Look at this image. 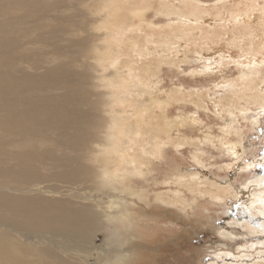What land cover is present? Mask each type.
Wrapping results in <instances>:
<instances>
[{"label":"bare ground","instance_id":"bare-ground-1","mask_svg":"<svg viewBox=\"0 0 264 264\" xmlns=\"http://www.w3.org/2000/svg\"><path fill=\"white\" fill-rule=\"evenodd\" d=\"M67 1L68 3L66 0H0V264H60V260L65 264H91L90 258L98 260V253L107 249L96 245L94 239L100 231L102 233L112 228V222L116 220L114 215L104 212L91 194L70 193L68 189L61 191L59 187L56 190L50 188L49 191V188L45 190L39 184L50 179L71 185L92 182L99 188L105 183L114 182V176L101 180L102 174L109 176L111 167H107V163L114 161L116 152L126 153V143L129 139H138L142 129L137 124L140 122L135 123V119L130 117V112L124 113L122 118L116 117L121 110L116 111L109 107L110 99H103V94L97 93V101L106 104L100 115V104L89 103L90 94L83 95L79 87V83L84 80L80 82L79 78L77 84L76 76L81 72L74 74V68L70 67L73 63H69L71 57L77 56L84 68L86 65L87 72L91 71L93 74V68L84 61L85 58L93 59L105 72H110L100 79L103 88L119 83L123 86L130 83V87H134L135 81L142 78L145 72L153 71V66L145 65L144 62L142 65L133 64V78L137 79L128 78L123 75V66L112 69L110 61H107L111 56V60L127 57L126 52L130 51L128 48L124 49L118 55V44L126 45L128 39L121 40L115 35L118 28L128 26L121 18L130 9L127 4L131 1L105 0L101 9L94 12L101 18L106 17L104 22L109 26L100 39L107 40V44L101 45L90 44V38L83 34L88 24L85 20L86 11L84 9L82 13L78 4L82 1L78 0L77 4L73 0ZM172 3L173 0H169L164 5L166 12L174 13L175 7ZM66 4L71 5V8L75 7L73 14L69 13L70 7L68 9ZM186 4L187 9L183 16L191 23L186 29H171L169 34L172 40L166 43L167 48H192L193 52L198 51L200 55L208 53V57L219 54L220 59L243 66L246 76L229 84L230 92L232 95L241 94L239 99L249 101L264 110V90H260L264 81L252 77L264 65V0H221L210 7L193 1H186ZM136 13L142 16L140 8L136 9ZM161 32V35L158 33L160 38L163 34L166 35V29ZM197 34H200L199 37H196ZM176 38L184 40V46ZM194 40L201 46L196 48V44H189ZM187 43L189 45L185 46ZM155 48L149 45L148 50ZM136 49L134 47L131 50ZM134 51H131L130 58L150 54V51L139 54ZM164 59L162 56L161 60L154 62L157 64ZM247 72L252 73V76ZM82 84L85 86L84 82ZM131 91L137 93L134 89ZM84 92L87 93L86 90ZM206 96L201 95L202 100ZM142 102L144 103L140 100L139 104ZM157 102L159 101L156 99L151 103L157 105ZM224 102L221 105L228 109L229 105H240V102L231 100L230 96ZM88 103L90 108L86 110L83 106ZM159 104L163 105V102ZM178 123L179 121H169L167 128H174ZM102 124L104 129L100 132ZM146 130L151 128L147 127ZM108 137H112V141H108ZM118 141H121L120 145ZM227 144L225 143L229 154L239 155V147ZM54 147L65 153L68 150L84 152L81 157L79 154L74 158L65 154L55 157L56 160L60 158L61 170L57 169L56 173H52L54 168L51 172L48 167ZM134 157L132 156V160ZM47 171L51 173L47 174ZM214 186L219 190L218 193H213L217 199L221 191L231 189ZM237 196L243 201L248 200L243 213L251 217L249 222H242L240 226L251 234L264 233V175L252 180ZM61 240L70 244L66 245ZM60 249L65 251L64 257L59 260ZM78 252L82 255L76 259ZM226 256L219 253L217 258L224 261ZM242 257L250 258L249 255ZM257 261L254 264H264V260Z\"/></svg>","mask_w":264,"mask_h":264},{"label":"rangeland","instance_id":"rangeland-1","mask_svg":"<svg viewBox=\"0 0 264 264\" xmlns=\"http://www.w3.org/2000/svg\"><path fill=\"white\" fill-rule=\"evenodd\" d=\"M73 1L76 2L75 4L78 3V0ZM80 1L83 5L79 2L81 7L79 8L82 13L85 9L87 15L85 20L88 24L83 34L90 38V44H107V40H100L104 32L109 29L108 24L104 22L106 17L101 18L94 13L101 9L105 0ZM130 1L134 6L128 3L130 9L121 18V21L128 26L118 28L115 35L121 40L128 39L126 45L118 44V55H121L124 49L130 51L126 52L127 57L111 60V56L107 61H110L112 69L123 66V75L128 78L135 77L131 68L133 64H148L153 66V71L145 72L142 78L135 81L134 87H130V83H127V86L119 83L113 87L103 88L100 79L108 75L109 71L105 72V69L99 67L93 59L84 60L93 68V74L91 71L87 72L86 65L84 68L81 59L76 58L77 56L67 61L70 65L73 63L70 67L74 68V74L81 72L76 76L77 84L80 79V82L84 80L87 89L83 82L79 83V87L83 95L90 94L89 103L100 104L98 108V111L101 109L100 115L106 104L97 101V93L103 94V99H110L109 107L116 111L121 110L116 117L122 118L130 112L132 115L128 114L133 120L135 119L134 122H140L137 124L139 129L142 128L139 132L143 135L138 134V139H129L125 145L126 153L116 152V159L107 163V167H111L110 172L108 171L110 177L104 173L101 175L103 177L101 180L111 179L114 176V182L96 188L92 182H87L85 185H80L79 182L71 185L45 179L44 181L47 182L42 181L39 187L46 188L45 190L49 188V191L59 187L61 191L68 189L70 193L91 194L104 212L114 215L116 220L112 222V228L102 233L100 231L98 237L94 239L96 245H102V248L107 250L98 253V260L90 258L91 264H216L218 262L219 264H254L258 262L257 259L262 262L264 233L251 234L240 226L242 222H249L251 217L243 213L248 200L243 201L237 195L252 180L264 175L262 170L264 110L249 101L239 99L241 94L232 95L230 92L229 84L246 76L243 66L230 64L220 59L219 54L208 57V53L205 54L206 56L200 55L198 51L193 52L192 48H189L191 50L187 47H176L177 50H174L176 49L174 47L167 48L168 41L172 40L169 34L171 29H184L191 23L183 16L187 9L186 1L210 7L221 0H173L174 13H168L164 9V5L169 0H165L164 3V0ZM66 2L68 3L67 0ZM66 5L70 7L69 13L73 14L75 7ZM92 7L94 9H91ZM138 8L142 10V16L136 13ZM165 29L166 35L163 34L162 38L158 37ZM197 35L196 37H199L200 34ZM176 39L180 41L179 38ZM164 40L167 42H163ZM183 41H180L181 46L185 44ZM146 44L156 48L150 51L149 45ZM189 44H196L194 45L196 48L201 46L195 40L190 41ZM134 47L137 49L131 50ZM131 51L137 54L150 51V54L135 57L134 60L130 58ZM162 56L165 57L163 62L156 64L154 60H161ZM262 66L260 67L262 70L258 69V73L253 76L250 72L247 74L264 81V65ZM85 72L86 74H83ZM87 77L90 79L88 80ZM132 89L137 93L132 92ZM85 90L87 93L84 92ZM260 90H264V83L260 86ZM201 95L207 96L202 100ZM227 96L236 103L240 102V105L238 103L236 106L229 105L230 110L223 107L221 104ZM156 99L159 102L153 105L151 102ZM140 100L144 101L143 105L139 104ZM162 102L163 105L159 104ZM89 103L83 106L84 109L90 108ZM169 121H179V123L174 128H167ZM96 123L97 121L94 125ZM147 127L151 130H146ZM103 129L102 124L100 132ZM148 134L151 136L146 137ZM112 139V137L107 138L108 141ZM224 142L229 146L239 147V155L229 154ZM120 144L121 141H118V145ZM52 149L54 150L51 157L49 156L52 167H48V171L51 169V172L54 168L52 173H56L57 169L61 170L60 158L56 160L55 157L62 154L71 156L70 158H74L77 154L81 157L84 152L74 150V153L68 150L65 153L57 147ZM132 156H135L133 160ZM140 157L142 159L139 160ZM48 171L47 174H50L51 172ZM214 185L231 189L221 191L217 199L213 193H218L219 190H216ZM223 232L228 234L224 235ZM61 242L70 244L67 241L61 240ZM64 251V249L59 250V260L64 257ZM219 253L227 255L224 261L217 258ZM69 254L73 258L71 252ZM81 255L78 252L75 255L76 259ZM244 255H249L250 258L242 257ZM61 263L64 262L60 260Z\"/></svg>","mask_w":264,"mask_h":264},{"label":"water","instance_id":"water-1","mask_svg":"<svg viewBox=\"0 0 264 264\" xmlns=\"http://www.w3.org/2000/svg\"><path fill=\"white\" fill-rule=\"evenodd\" d=\"M262 170L264 171V167H262Z\"/></svg>","mask_w":264,"mask_h":264}]
</instances>
